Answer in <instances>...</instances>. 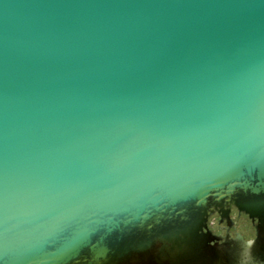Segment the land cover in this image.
Here are the masks:
<instances>
[{
    "label": "water",
    "instance_id": "1",
    "mask_svg": "<svg viewBox=\"0 0 264 264\" xmlns=\"http://www.w3.org/2000/svg\"><path fill=\"white\" fill-rule=\"evenodd\" d=\"M260 231L264 0H0V264H264Z\"/></svg>",
    "mask_w": 264,
    "mask_h": 264
},
{
    "label": "flooded vegetation",
    "instance_id": "2",
    "mask_svg": "<svg viewBox=\"0 0 264 264\" xmlns=\"http://www.w3.org/2000/svg\"><path fill=\"white\" fill-rule=\"evenodd\" d=\"M230 223L223 221L218 223L217 215L211 217L210 228L213 233L225 234L228 232V238H233L240 234L244 240H252L256 237V220L252 221L246 214L238 213L235 209L230 212ZM215 220V221H213ZM241 228V230L238 229ZM261 245L264 247V231L259 232Z\"/></svg>",
    "mask_w": 264,
    "mask_h": 264
},
{
    "label": "rangeland",
    "instance_id": "3",
    "mask_svg": "<svg viewBox=\"0 0 264 264\" xmlns=\"http://www.w3.org/2000/svg\"><path fill=\"white\" fill-rule=\"evenodd\" d=\"M213 221H215V220H213ZM238 229H239V230H241V228H240V227H238Z\"/></svg>",
    "mask_w": 264,
    "mask_h": 264
}]
</instances>
